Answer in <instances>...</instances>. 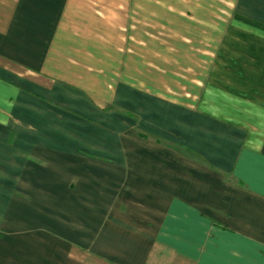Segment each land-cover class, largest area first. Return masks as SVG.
Segmentation results:
<instances>
[{
	"label": "crops",
	"instance_id": "1",
	"mask_svg": "<svg viewBox=\"0 0 264 264\" xmlns=\"http://www.w3.org/2000/svg\"><path fill=\"white\" fill-rule=\"evenodd\" d=\"M0 264H264V0H0Z\"/></svg>",
	"mask_w": 264,
	"mask_h": 264
},
{
	"label": "rangeland",
	"instance_id": "2",
	"mask_svg": "<svg viewBox=\"0 0 264 264\" xmlns=\"http://www.w3.org/2000/svg\"><path fill=\"white\" fill-rule=\"evenodd\" d=\"M15 136L14 135H11V133H10V135L8 136V140H7V143L9 144V145H11V144H13V141L15 140Z\"/></svg>",
	"mask_w": 264,
	"mask_h": 264
}]
</instances>
